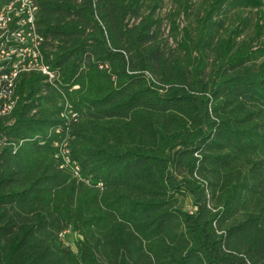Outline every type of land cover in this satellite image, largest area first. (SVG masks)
Instances as JSON below:
<instances>
[{
    "label": "trees",
    "instance_id": "trees-1",
    "mask_svg": "<svg viewBox=\"0 0 264 264\" xmlns=\"http://www.w3.org/2000/svg\"><path fill=\"white\" fill-rule=\"evenodd\" d=\"M32 1L0 264H264V1Z\"/></svg>",
    "mask_w": 264,
    "mask_h": 264
},
{
    "label": "built area",
    "instance_id": "built-area-1",
    "mask_svg": "<svg viewBox=\"0 0 264 264\" xmlns=\"http://www.w3.org/2000/svg\"><path fill=\"white\" fill-rule=\"evenodd\" d=\"M36 13L32 0H16L0 12V118L13 111L19 75L35 73L50 85L59 79L45 61L43 38L36 31ZM62 117L66 118L65 114Z\"/></svg>",
    "mask_w": 264,
    "mask_h": 264
},
{
    "label": "rangeland",
    "instance_id": "rangeland-1",
    "mask_svg": "<svg viewBox=\"0 0 264 264\" xmlns=\"http://www.w3.org/2000/svg\"><path fill=\"white\" fill-rule=\"evenodd\" d=\"M172 1L173 0H164V6H163V9L161 11V15H168L169 11H170V8L172 6ZM194 2H198L199 0H193ZM264 1V0H262ZM262 10H264V8H262ZM245 16H251L252 19H257L259 17V15H248V14H245ZM185 21L183 22L182 25H184ZM262 23H264V20H262ZM190 200L187 199L186 201V204H185V209L189 212L190 211ZM64 241L68 244V245H71L72 246V243H73V235L72 234H67L65 235V238H64Z\"/></svg>",
    "mask_w": 264,
    "mask_h": 264
}]
</instances>
